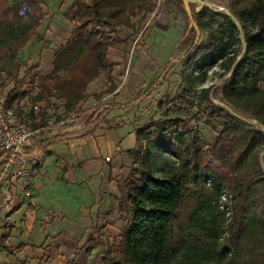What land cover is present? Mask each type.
<instances>
[{
	"label": "trees",
	"instance_id": "obj_1",
	"mask_svg": "<svg viewBox=\"0 0 264 264\" xmlns=\"http://www.w3.org/2000/svg\"><path fill=\"white\" fill-rule=\"evenodd\" d=\"M74 5L73 35L55 52L54 69L41 77L31 100L35 106L56 97L64 101L65 112L77 110L80 118L94 109H83L82 103L91 96L89 85L103 73L109 86L95 99L117 88L108 32L134 30L133 17L152 14L157 0H76ZM227 8L232 16L206 6L196 14L208 34L207 43L190 46L179 60L187 70L197 71L191 80L202 81L206 69L216 65L223 70V80L243 51L238 23L242 27L246 50L232 75L213 93L218 83L198 92V111L221 133L213 144L207 143L179 110L137 130L135 157L141 161L134 160L130 177L119 184L120 210L128 224L119 240L103 251V264H264V0H230ZM33 10L42 12L41 1L16 0L7 7L4 15H13L6 24L19 39L6 43L0 56L10 51L16 59L18 50L36 35L39 24ZM206 17L222 20L214 27ZM95 21L110 31L90 28ZM20 70L16 61L14 78ZM49 122L36 115L35 128L58 127ZM94 122L95 129L103 122L98 110L87 121ZM182 123L187 133L179 131ZM123 124H109L107 129ZM60 136L39 142V147L48 148ZM156 148L172 157H162L159 164ZM2 156L0 169L5 167ZM6 240L0 237L1 246L13 252ZM86 245L70 264H77Z\"/></svg>",
	"mask_w": 264,
	"mask_h": 264
},
{
	"label": "crops",
	"instance_id": "obj_2",
	"mask_svg": "<svg viewBox=\"0 0 264 264\" xmlns=\"http://www.w3.org/2000/svg\"><path fill=\"white\" fill-rule=\"evenodd\" d=\"M171 1L173 10L161 14L165 16L163 19L167 24L162 25L159 22L158 28H155L154 34L151 35L153 43L157 44L156 48H159L163 55L167 51V42L163 43L158 37L168 31L167 18L175 16L178 21L181 18V5L177 4L178 0ZM59 5L63 6V0ZM162 10L164 11V6ZM182 13L186 17L184 9ZM187 20V28L183 30L185 37L191 32L188 17ZM42 27H38L36 35L27 46L18 50L17 61L21 65L18 79L23 78L27 64L35 62H24L21 56L25 49L28 58L35 55L37 38L44 32ZM123 30L130 32L132 28L120 29ZM176 30L181 33L178 28ZM157 38L159 44L155 42ZM187 42L183 49L196 45L192 36L187 38ZM66 43H59L57 47V42L49 41L39 49L38 63L34 65L32 73L27 71L29 76L35 78L30 79V85H25V88H35L38 75L47 76L52 73L55 52ZM111 60L114 64L116 90L100 100L95 99V95L104 91V86L99 91L91 89L100 78H104V73L88 88L91 95L88 101L92 100L90 107H94L89 113L98 110L103 118L99 128L95 129L96 122L87 123L83 132H72L74 128H45L40 132L34 147L28 149L29 156L23 165L25 175L12 176L14 165L11 164L5 163V167L0 169V237H5L6 243L14 246V251L10 252L0 244V264H45L47 256L49 264L54 262L53 254L56 256L63 248L84 240V244L79 245L77 249L73 246L71 251L69 264L78 249L87 244L76 259L78 264L83 252L90 253L89 244L102 240L104 212H108V205L114 207L115 202H118L120 181L130 177L136 159L137 130L143 123L138 116L144 104L135 99L150 83L148 78L141 83L142 69L139 66H135L128 78H123L125 68L121 57L117 56L115 59L114 56ZM18 92L22 95L26 91H20L18 88L11 95ZM36 105L42 107L44 102H38ZM122 122L124 124L116 129H107L109 124ZM57 134L62 136L51 146L45 149L39 147V142L51 139ZM107 156H111L110 161L105 160ZM102 245L104 246L103 242Z\"/></svg>",
	"mask_w": 264,
	"mask_h": 264
},
{
	"label": "rangeland",
	"instance_id": "obj_3",
	"mask_svg": "<svg viewBox=\"0 0 264 264\" xmlns=\"http://www.w3.org/2000/svg\"><path fill=\"white\" fill-rule=\"evenodd\" d=\"M41 4L44 5L42 12L34 11L37 17V23L39 28L42 25L44 32L38 36L36 41V52L31 58H28L27 50H23V55L21 60L24 62L33 61L31 64H27L23 78H14L13 72L15 71L16 61L19 59L18 55L16 59L11 57V52L6 51L0 56V99L3 101V105L6 109L13 111L16 118L25 124L35 128L36 124V114L39 116L46 117L50 120V124H57L60 129L67 130L69 128H74L72 132H83L87 126V121L89 115H84L80 118H76V111L65 112L64 101L56 97H49L46 101L44 100V105H42V111L39 112L34 109V104L32 103L31 97L32 93L38 92L37 85L35 88L31 89L30 79L28 70L32 73L34 65L38 63L39 49L49 43V41L57 42V47L59 43H66L72 37L73 26H74V16L76 7L74 3L76 0H63V6L59 5L61 0H39ZM216 5L227 6L230 0H209ZM16 0H0V21L4 18L5 22L0 25V49L8 42L13 41L19 34L11 32L7 23L13 15V12L9 13V16L4 14L7 12V7L15 3ZM178 5L182 6V1L178 0ZM164 6V11L162 7ZM166 7V8H165ZM174 8L171 0H157V7L155 11L147 16L135 15L133 21L136 28L130 32L125 30L120 31V29L115 32H108L111 38L112 47L109 50L108 56L111 59L116 57H121L123 60L125 71L123 72V78H128L129 75L133 73L135 66H139L141 71V83L147 78L150 83L147 85L146 89L142 90L138 97L135 99L143 103L141 114L138 116L139 120H143L141 123L142 127L152 121L166 120L164 113H173L179 110L182 117L191 123L194 127L200 129V135L209 144H213L221 133V129L209 119L205 112H199L197 103L199 102L198 92L202 87H209L213 84L219 83L221 81V75L223 70L216 65L211 68H207L205 71V78L202 81L191 80V75H197V71L187 70L184 66V62L179 61L183 55L186 53L187 49H183L187 45V37L184 36V29L187 28L188 20L187 13L186 17L182 13L181 18L171 16L167 18L169 20L167 33H162L160 35V40L166 43L167 51L166 54H162L159 48H156L155 43H153V38L151 35L154 34L155 28H158L159 22L167 24L164 15L162 13L170 12ZM44 10L46 12H44ZM25 11V7L22 8L21 12ZM43 16H40L42 15ZM9 17V18H8ZM179 17V16H178ZM143 18V19H142ZM177 18V19H176ZM41 19V21H40ZM162 19V20H161ZM206 21L211 22L214 27H217V23L221 22V17L217 18L215 21L211 18L206 17ZM39 20V21H38ZM164 29V27H162ZM178 28L181 33L176 30ZM122 29V28H121ZM200 31L199 43H196L197 48H201L207 43L208 34L206 30L198 25L196 28ZM42 33V32H41ZM164 34V35H163ZM193 39L196 38L197 32L193 30L191 33ZM155 42L159 44V39ZM137 41V42H136ZM169 41V42H168ZM138 54V55H137ZM26 60V61H25ZM37 61V62H36ZM112 62V60H111ZM113 63V62H112ZM114 65V64H113ZM127 68L129 69L128 74H126ZM152 72V74H151ZM65 75V72H62ZM166 74L167 77H163ZM43 75H38L37 83L40 82ZM104 80V81H103ZM103 81V82H102ZM103 83V84H102ZM104 86V91L108 88L109 83L106 74L104 78H100L99 81L93 86L91 91L102 90ZM20 91H26L24 94L19 92L12 94L16 89ZM37 88V89H36ZM29 91H28V90ZM102 91V92H104ZM148 91V94L145 92ZM147 93V92H146ZM101 94V93H100ZM110 94V93H107ZM150 94V95H149ZM29 95V96H28ZM106 94H104L105 96ZM91 101H86L82 103V108L86 109L90 107ZM60 117V120L58 118ZM179 131L182 133H187L188 126L182 123L179 126ZM156 154L158 155L159 164H161L162 157H172L164 149L156 148ZM141 158L137 157L136 162H140ZM23 166V165H22ZM126 180H121L120 183H124ZM108 212H104V227H102V242L103 245L95 246L94 243L89 244L90 253L83 252L79 257L78 264H103L102 254L103 251L107 249L110 243L117 242L120 238L121 233L126 228L128 224L127 215L120 210V198L118 202H115L114 207L108 205ZM84 240L81 243L69 245L63 248L60 252L54 256L53 261L49 264H69L71 260V251L77 249L79 245L84 244ZM49 257L45 261L48 264Z\"/></svg>",
	"mask_w": 264,
	"mask_h": 264
},
{
	"label": "built area",
	"instance_id": "obj_4",
	"mask_svg": "<svg viewBox=\"0 0 264 264\" xmlns=\"http://www.w3.org/2000/svg\"><path fill=\"white\" fill-rule=\"evenodd\" d=\"M89 27L95 30L110 31L97 21ZM128 71L127 68L126 74H128ZM34 109L39 112L42 111V107L39 105H35ZM38 114H36L37 118L39 117ZM43 129L45 128H34L20 122L13 111L5 108L2 99H0V152L3 154L1 161L7 165H14L11 170L12 176L26 174L25 167L22 165H24V162L26 163L29 156L28 149L34 147ZM110 159L111 156L105 158L106 161H110ZM27 195H30V193H27Z\"/></svg>",
	"mask_w": 264,
	"mask_h": 264
},
{
	"label": "water",
	"instance_id": "obj_5",
	"mask_svg": "<svg viewBox=\"0 0 264 264\" xmlns=\"http://www.w3.org/2000/svg\"><path fill=\"white\" fill-rule=\"evenodd\" d=\"M181 1H182L184 10L186 11V13L188 15V18H189V28H190L191 32L188 34L187 38H189L190 36L193 37V35L191 33L193 32V30H195L197 32V36H196V38H194L195 43L197 41H199L200 33H201L200 31H198L196 29L198 27V22L196 20V14L199 13L203 9V7L206 6V7H209L211 9H215L217 11H222V12L226 13L228 16H232V14L229 11V9L227 8V6L216 5V4L212 3V2H210L209 0H181ZM238 27L240 29L241 38H242V41H243V51H242L240 57H238L237 62L234 64V66H233L232 70L230 71V73L223 80H221L217 85H215L214 89L212 90V93L214 92V90L216 88L221 86L232 75L236 65L238 64V62L243 57V54H244V52L246 50L244 31H243V29H242V27L240 26L239 23H238ZM191 46H194V45H191ZM165 76H166V74L163 75V77H165Z\"/></svg>",
	"mask_w": 264,
	"mask_h": 264
}]
</instances>
